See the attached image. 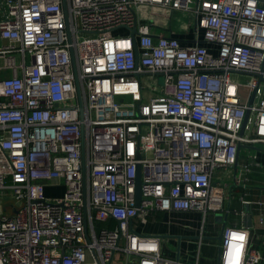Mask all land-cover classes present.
<instances>
[{"label":"built area","instance_id":"1","mask_svg":"<svg viewBox=\"0 0 264 264\" xmlns=\"http://www.w3.org/2000/svg\"><path fill=\"white\" fill-rule=\"evenodd\" d=\"M0 6V264H111L115 254L188 264L162 256L160 238L134 222L170 211L205 218L242 184L227 173L238 145H264V0ZM174 12L206 46L155 32L150 14L171 28ZM232 73L251 77L250 107ZM53 185L63 193H37ZM252 205L263 210L264 199ZM248 229L224 228L219 264H264Z\"/></svg>","mask_w":264,"mask_h":264},{"label":"crops","instance_id":"2","mask_svg":"<svg viewBox=\"0 0 264 264\" xmlns=\"http://www.w3.org/2000/svg\"><path fill=\"white\" fill-rule=\"evenodd\" d=\"M150 16L149 20L154 23L157 34L172 35L182 44L198 43L206 46L201 35L198 40L194 39L192 27L183 30L184 25L181 24L178 28H170V22L164 17H156L153 14ZM243 166H248L249 170L239 171L240 168L243 169ZM227 173L230 180L233 179L234 173H237L239 180L243 179V181L242 184L231 185L232 196L226 202L225 210L209 212L205 218L197 211L158 212L144 222H134L135 230L140 234L159 237L160 250L164 257L178 258L188 264H217L219 245L216 237L223 224L225 227H247L243 205L248 202L252 212L248 244L264 256V209L259 210L252 205V202L264 199V145H240L236 157V168L228 169ZM45 188L61 190L59 194L45 196L61 195L64 191L61 185ZM258 217L262 219V223L258 222ZM201 230L203 235L199 240ZM117 255L118 261L123 263L125 259Z\"/></svg>","mask_w":264,"mask_h":264},{"label":"rangeland","instance_id":"3","mask_svg":"<svg viewBox=\"0 0 264 264\" xmlns=\"http://www.w3.org/2000/svg\"><path fill=\"white\" fill-rule=\"evenodd\" d=\"M172 27L173 28H178L183 25L184 22H187V17L183 16L180 12H174L172 14ZM113 34H122L124 33V30H118L112 32ZM250 76L247 74H239V73H232L230 75V79L233 83L237 84L238 86V94L241 98V101L246 103L249 100L250 97V88H249V81H250ZM158 83L161 85L163 82V77L161 75L158 76ZM33 193L35 194L36 191L34 190ZM38 194L45 196V195H54V194H59L61 193V190H55V189H48V188H43V190H39L37 192ZM58 196V195H57ZM46 197H53V196H46ZM112 264H123L121 261H118V255L115 254L113 257V262ZM128 264H134L133 262H129Z\"/></svg>","mask_w":264,"mask_h":264},{"label":"water","instance_id":"4","mask_svg":"<svg viewBox=\"0 0 264 264\" xmlns=\"http://www.w3.org/2000/svg\"><path fill=\"white\" fill-rule=\"evenodd\" d=\"M63 11L66 14L65 5H63ZM130 32H131V37L133 38V41L135 42V40H134L135 30L134 29H131ZM134 49H135V52L137 53L136 45H134ZM263 67H264V59H263L262 68ZM77 96L79 98V91H78V89H77ZM252 100H253V97H251L250 100L248 101V107L251 106ZM80 110H81V106H80ZM248 117H249V109L246 111V114H245V117H244V122H243V127H244V125H245ZM242 132H243V128H242L240 134H242ZM239 147H240V145H238V149H239ZM140 184H141V181H140V168H139V166H137V168H136V178H135V192H134V195H135V206H138L139 205L140 194H141L140 193ZM243 211L246 214L245 215V220H246V224L245 225L249 228L252 225L251 224V220H252L251 205L248 204V203H245L243 205ZM224 228H225V224H223L220 233L216 237V240L218 241V245H219L218 246V251H217V264H219V262H220L221 244H222V233H223Z\"/></svg>","mask_w":264,"mask_h":264},{"label":"trees","instance_id":"5","mask_svg":"<svg viewBox=\"0 0 264 264\" xmlns=\"http://www.w3.org/2000/svg\"><path fill=\"white\" fill-rule=\"evenodd\" d=\"M97 225L100 227V226H102V223H100V222L98 223L97 222ZM109 225L112 226V223H110Z\"/></svg>","mask_w":264,"mask_h":264}]
</instances>
